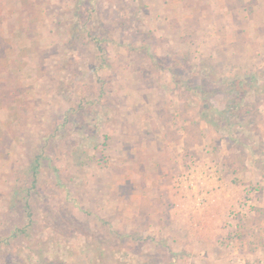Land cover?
<instances>
[{
  "label": "rangeland",
  "instance_id": "obj_1",
  "mask_svg": "<svg viewBox=\"0 0 264 264\" xmlns=\"http://www.w3.org/2000/svg\"><path fill=\"white\" fill-rule=\"evenodd\" d=\"M22 10L0 88V264H264V0ZM152 123L178 144L160 190ZM207 162L217 180L196 205L173 183Z\"/></svg>",
  "mask_w": 264,
  "mask_h": 264
},
{
  "label": "crops",
  "instance_id": "obj_2",
  "mask_svg": "<svg viewBox=\"0 0 264 264\" xmlns=\"http://www.w3.org/2000/svg\"><path fill=\"white\" fill-rule=\"evenodd\" d=\"M22 2L23 0H0V56H1L0 57V85H1L0 88L2 87L6 88V90L3 92L4 95L8 93V89L10 91L8 83L4 82V76H6L8 79V74H10L12 71L11 69H15L17 68L16 65H19L17 64V59H16L17 54L19 53L17 41L19 39V36L23 33V26H21L22 23H24L25 20L26 22H28L27 18L23 15L24 11L22 10ZM215 38L220 39L218 35ZM229 41L228 43L224 44V46L228 45L229 48L227 49V51L229 53H233L234 49H232L233 47L232 43L231 41L230 42ZM217 44H219L218 40H217ZM219 47H221V45H219ZM11 76L13 75L11 74ZM9 102L12 101L9 100ZM4 103H8V100L5 101ZM4 103H1L2 105L1 109L6 108V106L8 105L6 104L5 106H3ZM146 132L147 134L144 133V136H147L145 140L146 142L145 145L147 144L149 146V151H151V155L147 156V190H150V188L152 189L151 186H155L154 184H157L160 190L161 185H165L167 182L169 188L170 183L168 180L169 175L167 174V172H169V167L175 164L174 161L176 159L174 155H170V151L173 150V152H175L173 146L178 144L169 141L168 137L165 138V136H163L160 131H157V129H155L153 123L147 126ZM158 148L159 150L168 149L162 160L159 159V154L157 157ZM214 162L215 164L218 165V167L223 168V166L219 163V160H215ZM261 180L263 181L264 177H262ZM153 199L155 198L153 197L148 198L147 196V203L149 202L152 207L154 208L157 207V209L161 210L162 204L157 205L159 201L155 203ZM256 200L257 203L263 206L264 199L260 198V196L257 195ZM260 202H262V204ZM156 227L158 226L155 227L150 226L149 229L157 231L158 229ZM253 227L255 228L256 231L261 232L260 230L261 227L259 224H254ZM158 228L162 230L161 227Z\"/></svg>",
  "mask_w": 264,
  "mask_h": 264
},
{
  "label": "built area",
  "instance_id": "obj_3",
  "mask_svg": "<svg viewBox=\"0 0 264 264\" xmlns=\"http://www.w3.org/2000/svg\"><path fill=\"white\" fill-rule=\"evenodd\" d=\"M215 174V167L211 162L205 163L202 169L193 166L174 180V190L181 196L185 195L184 192L190 193V198L193 196L194 204L200 205L205 200V185L210 181L217 180Z\"/></svg>",
  "mask_w": 264,
  "mask_h": 264
}]
</instances>
